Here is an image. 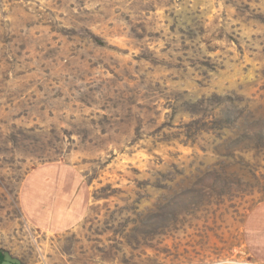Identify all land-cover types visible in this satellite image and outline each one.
Returning <instances> with one entry per match:
<instances>
[{"label":"rangeland","instance_id":"obj_1","mask_svg":"<svg viewBox=\"0 0 264 264\" xmlns=\"http://www.w3.org/2000/svg\"><path fill=\"white\" fill-rule=\"evenodd\" d=\"M79 168L71 234L24 218L36 166ZM264 200V0H0V257L253 264Z\"/></svg>","mask_w":264,"mask_h":264},{"label":"crops","instance_id":"obj_2","mask_svg":"<svg viewBox=\"0 0 264 264\" xmlns=\"http://www.w3.org/2000/svg\"><path fill=\"white\" fill-rule=\"evenodd\" d=\"M90 187L76 166L52 161L33 168L24 178L19 204L24 218L47 235L71 234L91 207ZM242 240L253 264H264V200L247 212Z\"/></svg>","mask_w":264,"mask_h":264},{"label":"water","instance_id":"obj_3","mask_svg":"<svg viewBox=\"0 0 264 264\" xmlns=\"http://www.w3.org/2000/svg\"><path fill=\"white\" fill-rule=\"evenodd\" d=\"M0 264H17V263H15V262H13L12 260H9V259H7V258H4V259L0 262Z\"/></svg>","mask_w":264,"mask_h":264},{"label":"trees","instance_id":"obj_4","mask_svg":"<svg viewBox=\"0 0 264 264\" xmlns=\"http://www.w3.org/2000/svg\"><path fill=\"white\" fill-rule=\"evenodd\" d=\"M2 258H3V257H0V262L3 260Z\"/></svg>","mask_w":264,"mask_h":264}]
</instances>
